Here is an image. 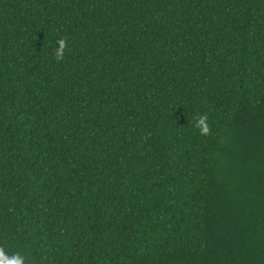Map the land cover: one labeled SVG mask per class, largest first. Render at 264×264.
I'll list each match as a JSON object with an SVG mask.
<instances>
[{
    "label": "trees",
    "instance_id": "trees-1",
    "mask_svg": "<svg viewBox=\"0 0 264 264\" xmlns=\"http://www.w3.org/2000/svg\"><path fill=\"white\" fill-rule=\"evenodd\" d=\"M13 254L264 264V0H0Z\"/></svg>",
    "mask_w": 264,
    "mask_h": 264
},
{
    "label": "clouds",
    "instance_id": "clouds-1",
    "mask_svg": "<svg viewBox=\"0 0 264 264\" xmlns=\"http://www.w3.org/2000/svg\"><path fill=\"white\" fill-rule=\"evenodd\" d=\"M60 44V48L58 49L56 55H57V58L59 59L60 56L62 55V51H63V47H64V41H60L59 42ZM204 119L203 117H201L198 121V124L200 126V129H201V132H204L206 133L207 132V126L205 125L204 123ZM0 264H24V259L22 256L18 255V254H13L12 256L10 257H5L3 259L2 262H0Z\"/></svg>",
    "mask_w": 264,
    "mask_h": 264
}]
</instances>
